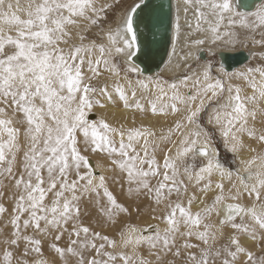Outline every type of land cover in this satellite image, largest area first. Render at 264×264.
<instances>
[{"label": "snow or ice", "instance_id": "snow-or-ice-1", "mask_svg": "<svg viewBox=\"0 0 264 264\" xmlns=\"http://www.w3.org/2000/svg\"><path fill=\"white\" fill-rule=\"evenodd\" d=\"M183 3L185 47L207 43L215 55L251 43L258 66L220 64L214 75L211 62L188 64L198 56L187 51L182 78L145 77L135 62L146 54L145 0H0V264H264V4ZM117 104L176 118L157 135L92 115ZM209 109L237 169L201 123ZM91 154L107 163L93 166Z\"/></svg>", "mask_w": 264, "mask_h": 264}, {"label": "bare ground", "instance_id": "bare-ground-1", "mask_svg": "<svg viewBox=\"0 0 264 264\" xmlns=\"http://www.w3.org/2000/svg\"><path fill=\"white\" fill-rule=\"evenodd\" d=\"M172 1H173V21H172V31H171V39H170V46H169L168 55L166 57V60H165V62L163 64V66L161 67V69L158 72L153 73L151 75H144L145 77H148V76H152V77L161 76V77H163L165 79L170 78L172 80H176V79L182 78L183 75H185L186 72H187V66L185 65V63L182 60H180V57L187 51H192L197 56H198V53H200V52H204L205 53V56H206L205 60H200L198 58L200 61L199 60L196 61L194 59V60H190V61L187 62L188 64H191L194 67H195L194 63L197 65L198 62H200V64H206L208 62H211V60H210L211 58L210 57H212V56L217 59V54L218 53H236L238 51L247 52L249 54V57H250L249 61L247 63L243 64L242 66H239L238 68H235L233 71H228L229 73H237V72L245 70L247 68V65H249V63L255 57H257L256 55H253V53H258L259 52L258 51L259 50L258 45L257 46H253V45H251V46H249V45L243 46V45H241L240 47L238 46V48H236L234 51L217 50L215 55H210L208 49L211 48L212 45L207 44V43L205 45L201 46L199 50L195 49V48L189 49V48L185 47V40H184V35L183 34L186 33L187 31H189V29L187 27V24L185 22V20H186V16H185V12H184L185 4L183 3V0H172ZM236 2H237L236 0H233L234 4ZM262 4H264V0H253L252 7L249 6L247 9H244V10H241L239 8L238 10L247 11V12H255L257 10V6L262 5ZM177 16H179V23H180V26H181V35H180L179 39L176 38V32H175V22H176V17ZM187 20H191L193 22V27H194L195 19H194V10L192 8H189V11L187 13ZM192 38L195 39L196 37L194 36ZM170 60H171V63L173 65L179 64L180 67L179 68L173 67L172 70H167V66L169 65ZM217 62H218V66H219L218 59H217ZM216 68H218V67H216ZM216 68H214V69H216ZM225 83L227 85V83H228L227 78H225ZM232 83L234 85H238V86L241 87V89H242L241 95L242 96L245 95V94H248V95L251 94V89L248 88L246 82H243V81H241L239 79H233ZM226 95H227V93H226ZM223 102L224 101H222L221 103H223ZM261 106L264 107V104H262ZM101 114H103L108 119V121L110 123L123 122V123H125L126 127L140 126L141 123H143L145 126H149L150 125L157 132V135L160 134L161 129L166 130L172 124V121L176 118V117H171V116L168 117L167 119H165L164 117H153L149 113V115L147 117H144L142 119L140 114H137V113H135L133 111H122V105H120V104H117V107L115 109H112V108H109L108 110L96 109L95 112L92 115L95 118V117H98ZM133 119H135V121H136L135 125H133V123H132ZM256 126L257 127L261 126V123H260L259 120L257 121ZM22 132H23V129H22ZM218 136L220 137L219 132H218ZM19 142L21 143V145L24 144V140H23V135L22 134H21ZM246 143H252L253 147L257 148V150H260V146L257 145L255 142H253L251 140H246ZM162 155H163L162 153L158 154V159H162ZM247 155H250V154L249 153H245V156H247ZM89 159H90V163L93 166L97 165L98 161L99 162H103L105 164L107 163L106 157H105V159H101V158H97V157H95L94 155L91 154L89 156ZM237 164H238V166L235 169L240 167L238 161H237ZM18 170L19 169H17V171ZM96 171H97V173L101 172V168L100 167H96ZM105 175L111 176V175H113V173L106 172ZM214 179H215V177H214ZM110 190H112L113 193L118 196L120 201H122V202L124 201V197L120 196L121 189H120L118 184H112L111 181H110ZM210 199H211V196L209 197V200ZM8 206L11 207V205H8ZM196 208H197V206L193 205V211H195ZM46 252H47V255H45L46 257H50L52 255V253H51L50 249L48 248L47 244L44 245V253H46Z\"/></svg>", "mask_w": 264, "mask_h": 264}, {"label": "water", "instance_id": "water-1", "mask_svg": "<svg viewBox=\"0 0 264 264\" xmlns=\"http://www.w3.org/2000/svg\"><path fill=\"white\" fill-rule=\"evenodd\" d=\"M239 3L240 9L244 10L249 6L252 7L253 0H239ZM140 15L143 22L139 24L138 35L141 50L146 54H138L135 62L144 69V75H151L161 69L168 55L173 21V1L145 0V7ZM198 58L205 60V53H198ZM217 59L219 65L223 64L226 71H233L247 63L250 57L247 52L238 51L218 53Z\"/></svg>", "mask_w": 264, "mask_h": 264}, {"label": "rangeland", "instance_id": "rangeland-1", "mask_svg": "<svg viewBox=\"0 0 264 264\" xmlns=\"http://www.w3.org/2000/svg\"><path fill=\"white\" fill-rule=\"evenodd\" d=\"M131 0H123V4H127V3H130ZM257 39L259 38V36L257 35L256 37ZM249 46H251L252 44L251 43H248ZM240 47V46H239ZM259 47V46H258ZM238 48V47H237ZM262 49H260L259 47V50L258 51H261ZM211 59V63L213 64V67L216 68L218 67V62H217V59L215 57H210ZM199 60V59H198ZM197 61V60H196ZM195 61V62H196ZM200 61V60H199ZM202 62V61H201ZM200 64V62H198ZM259 64V57H255L250 63L249 65H247V68L248 67H255V66H258ZM194 65L196 66V64L194 63ZM214 75H217V73L215 72V69H214ZM170 81L172 79L168 78ZM226 95V93L224 94ZM223 100H221L220 102H222ZM211 109H209L207 112L205 113H202V116H201V123L202 125L209 131V133L212 135L213 137V143L216 145L217 149H218V152H219V158L221 160L222 163L225 164V166L227 167H231L232 169H235L238 164H237V161L233 159L232 157V154L231 153H228L224 150L223 146H222V143H221V138L218 136V131L213 128L212 125L208 124V112H210ZM21 134H22V129H21ZM94 155L95 157L97 158H101V159H105V157L102 155V154H92ZM147 219V217H144L140 220H137V218L135 216H133L132 218V222L133 223H143L145 220ZM45 255H47V252L45 253Z\"/></svg>", "mask_w": 264, "mask_h": 264}]
</instances>
